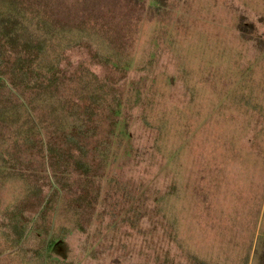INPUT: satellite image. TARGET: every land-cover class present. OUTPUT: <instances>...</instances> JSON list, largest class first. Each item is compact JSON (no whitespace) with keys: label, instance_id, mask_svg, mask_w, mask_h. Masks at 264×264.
<instances>
[{"label":"rangeland","instance_id":"obj_1","mask_svg":"<svg viewBox=\"0 0 264 264\" xmlns=\"http://www.w3.org/2000/svg\"><path fill=\"white\" fill-rule=\"evenodd\" d=\"M99 1L129 66H94L122 103L108 157L95 185L46 205L38 151L8 148L38 169L16 178L1 148L12 175L0 174V264H264V0ZM74 83L61 94L77 100ZM99 111L86 121L88 161L110 129ZM68 112L57 123L79 126ZM87 188L96 208L79 198ZM74 198L88 212L79 220Z\"/></svg>","mask_w":264,"mask_h":264},{"label":"trees","instance_id":"obj_2","mask_svg":"<svg viewBox=\"0 0 264 264\" xmlns=\"http://www.w3.org/2000/svg\"><path fill=\"white\" fill-rule=\"evenodd\" d=\"M98 3L101 2L0 0V149L4 148L5 162L12 163L14 169L10 170L16 178L29 176L19 170L38 169L35 161L31 162L32 166L28 164L30 167L22 165L9 155L8 148H12L14 154H20L21 148L38 151L47 171L38 170L35 177L42 183L38 185V192L47 194L46 205L50 202L54 205L55 197L63 188L72 197L73 186L77 185L79 189L83 184H96L95 177L99 176L102 160L108 157L104 143L109 142V134L119 125L117 117L122 103L118 97L109 99V95L115 92L116 81H110V76L102 71L98 73L94 66L104 67L106 71L110 68L115 73L128 65L124 64L125 55L114 52L117 40L114 35L110 37L111 20L99 21L103 17L108 19L111 9ZM97 9L99 12L95 18L93 14ZM69 81H75L76 95L81 94L77 95L78 99H87L88 106L81 108L78 99L61 94ZM65 107L80 123L79 126H73L75 121L67 124L61 119L57 123L56 113ZM95 110L107 111L108 117L103 120L108 122L110 129L105 134L106 140L100 139L94 144V152H100L99 159L92 155L88 161L87 139L93 131L86 121L96 116ZM56 125L58 127L54 129ZM100 129L99 124L97 132ZM0 174L4 179L12 175L8 170L0 171ZM44 186H47L46 191ZM67 194L63 199L68 198ZM79 198L86 200L84 204L96 208L99 197L97 190L87 188ZM72 200L75 203L71 204L69 200V205L74 208L76 220L88 214L83 205H79L82 203L77 204L75 198ZM93 208L90 207L91 212ZM54 246L60 248V240H56Z\"/></svg>","mask_w":264,"mask_h":264}]
</instances>
